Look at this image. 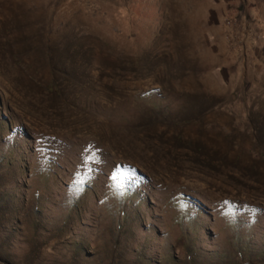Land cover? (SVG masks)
Wrapping results in <instances>:
<instances>
[{
  "label": "rangeland",
  "instance_id": "374dc122",
  "mask_svg": "<svg viewBox=\"0 0 264 264\" xmlns=\"http://www.w3.org/2000/svg\"><path fill=\"white\" fill-rule=\"evenodd\" d=\"M0 264H264V0H0Z\"/></svg>",
  "mask_w": 264,
  "mask_h": 264
},
{
  "label": "built area",
  "instance_id": "2783aa9c",
  "mask_svg": "<svg viewBox=\"0 0 264 264\" xmlns=\"http://www.w3.org/2000/svg\"><path fill=\"white\" fill-rule=\"evenodd\" d=\"M229 25H231V23L229 22Z\"/></svg>",
  "mask_w": 264,
  "mask_h": 264
}]
</instances>
